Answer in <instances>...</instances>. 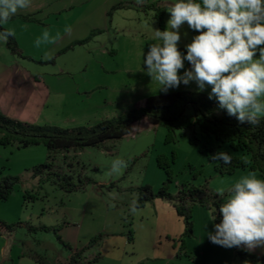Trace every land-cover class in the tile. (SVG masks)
Instances as JSON below:
<instances>
[{
  "label": "rangeland",
  "instance_id": "374dc122",
  "mask_svg": "<svg viewBox=\"0 0 264 264\" xmlns=\"http://www.w3.org/2000/svg\"><path fill=\"white\" fill-rule=\"evenodd\" d=\"M36 2L31 0L27 8L18 10L16 21L10 18L1 25L17 32L25 50L18 48L21 53L12 54L6 49V40L0 41V68L7 61H18L56 93L54 107L50 106L35 125L91 128L126 114L148 96L174 91H160L143 65L149 45L158 42L153 32L158 29L155 12L147 6L164 9L165 28L171 0H115L117 7L109 10L107 24L92 29L85 24L84 10L78 6L59 14L63 29L54 16L46 22L49 27L22 22V17L33 18L31 5ZM90 21L96 23V17L89 18L88 25ZM181 32L179 49L183 53L184 45L196 33L186 24ZM37 39L41 40L39 46ZM184 66L189 67L186 61ZM179 88L178 92L206 98L210 91H198L194 82ZM189 138L188 130L176 131L175 141L167 142L164 127L142 120L120 140L84 148L75 157L72 153L68 158L55 153V168L70 175L75 183L82 182V188L70 194L32 176V169L47 161L49 154L44 146L0 145V177L19 178L9 199L0 203V220L21 223L12 234L0 235V264H68L70 256L79 251L81 264H262L257 258L264 256V247L224 248L208 240L207 232L215 223L211 221L213 207L193 205V233L183 237L185 248L179 255L183 224L172 202L154 199L130 211L139 188L149 186L156 192L166 180L164 170L156 164L157 157L171 161L168 192L172 196L188 183L203 186L222 204L229 196L228 189L242 176L251 173L262 179L257 171L247 169L230 175L217 173L215 161L209 159L211 149L226 150V145L218 147L211 136L199 135L196 144ZM115 159L126 162L118 174L110 171ZM25 193L32 198L25 199ZM129 229L132 243L128 241ZM235 249L244 253L242 258Z\"/></svg>",
  "mask_w": 264,
  "mask_h": 264
},
{
  "label": "clouds",
  "instance_id": "9594fccd",
  "mask_svg": "<svg viewBox=\"0 0 264 264\" xmlns=\"http://www.w3.org/2000/svg\"><path fill=\"white\" fill-rule=\"evenodd\" d=\"M30 3L0 0V25ZM166 11V27L153 29L158 42L149 45L143 59L144 71L158 89L167 92L194 82L198 91L210 89L208 99L239 124H257L264 116V0H171ZM185 24L196 34L182 53L179 42ZM11 35L0 31V41ZM43 39H48L47 32ZM40 43L37 39L36 45ZM209 159L229 165L232 156L217 151ZM125 166L124 160L115 159L110 171L118 174ZM228 192L219 205L220 222L213 223L208 240L224 248L264 247V179L250 173ZM136 208L133 202L130 211ZM215 219L216 211L211 221Z\"/></svg>",
  "mask_w": 264,
  "mask_h": 264
},
{
  "label": "trees",
  "instance_id": "16d2710c",
  "mask_svg": "<svg viewBox=\"0 0 264 264\" xmlns=\"http://www.w3.org/2000/svg\"><path fill=\"white\" fill-rule=\"evenodd\" d=\"M117 6H114L115 8ZM154 11L158 29L164 30L163 8L155 5L147 6ZM110 14V13H109ZM17 16H12L14 18ZM24 20L32 18L25 16ZM0 31H6L1 28ZM6 49L12 54H20L13 35L5 42ZM142 120L150 125H160L166 129V141H175L176 131H189L190 143H198V136H211L218 143V147L225 144L226 151L232 156L229 165H222L215 161L214 169L221 175L233 174L238 169L257 171L264 179V117H261L255 125L239 124L234 117L227 115L225 110L219 109L215 100H209L205 96H194L184 92H168L151 95L145 98L142 104L135 105L129 112L114 119L103 120L91 128L80 127L63 129L53 126H39L21 122L6 117L0 112V145L3 147L15 145L17 148L42 145L48 152L47 161L32 169V176L40 182L49 181L64 193L70 194L82 188V182L75 183L70 175H65L55 168L53 154L59 153L63 158H68L72 153L76 154L84 148H98L107 141L120 140L129 135L134 127ZM211 149V153H215ZM169 159L157 157L156 164L163 169L166 180L153 192L149 186L138 189L137 208L154 200H166L172 202L177 217L182 220L183 232L179 238L180 251L184 250L183 237H190L193 233L192 209L197 204L203 208H214L216 211L215 223L220 222L219 205L217 196L208 192L203 186L194 187L184 183L172 196L168 192L169 183L172 181ZM89 181V180H87ZM19 182L18 177H0V203L9 199L14 186ZM24 197V196H23ZM32 198L25 193V199ZM21 223H7L0 220V235L12 234ZM41 229L47 230L45 227ZM33 230V229H32ZM94 240H91L92 242ZM128 241L132 243V231H128ZM236 250V249H235ZM236 254L242 258L244 253L238 250ZM82 251L70 256V264H81ZM264 264V256L257 258ZM87 264L89 262H86Z\"/></svg>",
  "mask_w": 264,
  "mask_h": 264
},
{
  "label": "crops",
  "instance_id": "0c3cea01",
  "mask_svg": "<svg viewBox=\"0 0 264 264\" xmlns=\"http://www.w3.org/2000/svg\"><path fill=\"white\" fill-rule=\"evenodd\" d=\"M53 2H57L54 8L51 7L54 5ZM115 5V0H38V2L31 5L33 18L31 20H22V22L32 23V21H34L38 22L35 24L49 27L46 22L49 20L50 16H54L56 17L57 23L60 24L59 14L78 6L80 9L82 8L84 10L86 17L85 24L92 29L96 28L98 24H102V26L107 24L108 17L110 16L109 10ZM38 12H41V15L34 16L38 14ZM93 17H96V23L90 21L88 25L89 18ZM16 20L17 19L12 18L10 21ZM58 27L63 29V24H60V26L58 25ZM9 30L15 38L18 48L24 51L25 46L23 41H19L16 35L17 32L11 29ZM25 31H28V29ZM7 62L8 63H3L0 68V112L6 117L17 121L38 124L37 120L47 113L46 111L49 110V107H54L53 97L56 93L54 90L51 92L49 87H47V83L42 79H38V75H33L26 68L24 69L21 67L18 61L10 60ZM48 84L51 85V83ZM179 90L180 88L178 89V87L172 89L173 92ZM45 228L48 229V227ZM66 232L68 236L72 237L71 235L73 232ZM2 257L4 258V256ZM68 264H70V258Z\"/></svg>",
  "mask_w": 264,
  "mask_h": 264
}]
</instances>
